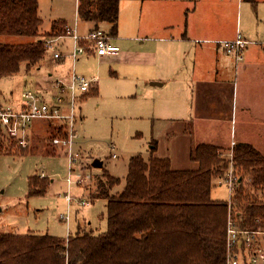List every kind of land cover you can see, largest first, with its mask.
I'll return each mask as SVG.
<instances>
[{
    "label": "rangeland",
    "instance_id": "obj_1",
    "mask_svg": "<svg viewBox=\"0 0 264 264\" xmlns=\"http://www.w3.org/2000/svg\"><path fill=\"white\" fill-rule=\"evenodd\" d=\"M77 1L39 0V13L43 19L40 34L49 32L52 22L59 18H65L71 27L78 23L79 31L85 32L87 27L78 16ZM143 1L121 0L120 36L134 37L138 24L145 30L161 25L160 12L157 9L147 10ZM217 6H222L223 12L226 10L224 18L232 19L233 26L239 22L241 8H238L236 0H180L172 7L180 8V15L176 12L174 16H180L182 27L188 22L201 33L210 29L209 32L215 35L212 38L218 39L221 31H215L210 26L214 19L217 22L221 19L219 13L215 14ZM245 15L244 9L243 24ZM171 21L178 22L173 17ZM65 35L57 36L52 42L54 48L47 52L41 65L28 71L26 63H23L19 72L0 78L1 97L4 100L19 99L23 90L39 91L42 85L56 79L69 84L70 80L66 77L69 66L54 56L58 50L65 55L72 51L71 39L62 48L68 39ZM34 39L37 38L21 35L0 38L8 43H25ZM133 41L136 42L127 40L125 44L121 43L122 49H129ZM76 63L77 74L94 79L96 88L90 90L82 101L78 98L73 162H70L68 148H60L49 142L58 133L56 125H68L61 119H35L29 128L28 148L7 146L9 142H5L0 151V233L68 237L75 234L79 226L96 234L102 233L107 229L108 198L99 195V192L103 189L115 195L123 190L131 156L141 154L148 159L150 146L156 140L159 143L158 154L169 157L173 168L196 169L198 163L190 157L194 148L191 141L195 144L207 143L220 136H215L208 126L202 127L199 132L188 130L189 133H185V127L175 121L171 128V123L160 116L165 91H149L148 82L144 80L148 77L147 70L138 75L129 65L102 64L94 57L83 55ZM95 159L101 160L104 166L95 167ZM105 169L121 179L119 185L110 188L104 175ZM31 176L48 179L45 192L30 193ZM70 177L72 183L69 182ZM67 193L73 197L71 203L67 200ZM256 194L264 199L262 190ZM229 197L228 185L216 179L212 198L227 200ZM81 200L89 201V204L82 205ZM236 210L234 208L233 212ZM68 214L69 221L61 218V215ZM256 237L264 246V233L260 232Z\"/></svg>",
    "mask_w": 264,
    "mask_h": 264
},
{
    "label": "trees",
    "instance_id": "obj_2",
    "mask_svg": "<svg viewBox=\"0 0 264 264\" xmlns=\"http://www.w3.org/2000/svg\"><path fill=\"white\" fill-rule=\"evenodd\" d=\"M80 19L109 33L119 30L121 0H78ZM43 19L39 0H0V38L21 35L37 38L25 43L0 40V78L13 75L26 63L31 70L45 58L51 38L65 35L64 19L40 34ZM1 96V90H0ZM0 128V151L5 142ZM8 144V145H9ZM7 145V146H8ZM153 140L149 158L133 155L123 190L108 198L107 229L93 233L80 226L68 237L38 233H0V264H227V227L231 214L240 229L264 231V154L247 142H235L231 211L227 200L212 198L214 181L228 179L230 148L210 143L194 146L196 169H175L169 157L156 154ZM110 188L120 178L104 170ZM47 178L31 176L30 193L46 191ZM102 186H100L101 188ZM237 208L236 212L233 209Z\"/></svg>",
    "mask_w": 264,
    "mask_h": 264
},
{
    "label": "crops",
    "instance_id": "obj_3",
    "mask_svg": "<svg viewBox=\"0 0 264 264\" xmlns=\"http://www.w3.org/2000/svg\"><path fill=\"white\" fill-rule=\"evenodd\" d=\"M236 1L238 8H241V18L234 26L232 19L224 18L226 10L223 12L222 6H217L215 14L219 13L221 19L217 22L213 18L210 25L213 30L221 31L220 38L215 39L210 29L201 33L188 22L181 26L180 16H174L176 12L180 15L181 10L172 7L180 0H144L147 10L157 9L160 12V26L145 30L138 24L134 37L128 38L122 34L120 36L119 24L117 35H112V42L120 46V53L98 56L90 51L83 56L94 57L102 64L119 67L129 65L138 75H142L144 69L147 70L148 77L144 80L148 82L149 91H165L163 113L160 116L171 123V128L175 121L185 127V133H189L188 130L199 132L202 127L208 126L215 136H220L207 143L230 148L234 141L247 142L264 154V0ZM244 9L246 21L243 24ZM172 17L178 22L171 21ZM82 22L87 30L81 33L77 23L80 34L96 28L93 22ZM100 27L109 32L110 26L101 24ZM238 32L248 42L239 63L219 44L221 40L234 39ZM66 37L68 39L62 48L68 45L69 39L73 44L72 37ZM127 40L136 42L133 41L129 49L123 50L121 43L125 44ZM60 62L69 66L66 77L70 80L72 62L68 54ZM39 65L41 63L35 66ZM57 80L48 81L39 91L55 93ZM90 80L92 90L96 86L94 79ZM88 92H79L80 101ZM59 126L56 125L55 130ZM191 144L193 147L198 143L191 141ZM189 150L191 152V147ZM156 153L161 156L158 154L159 143Z\"/></svg>",
    "mask_w": 264,
    "mask_h": 264
},
{
    "label": "built area",
    "instance_id": "obj_4",
    "mask_svg": "<svg viewBox=\"0 0 264 264\" xmlns=\"http://www.w3.org/2000/svg\"><path fill=\"white\" fill-rule=\"evenodd\" d=\"M66 35L73 39L72 51L68 54L72 62V75L69 84L62 80L56 81L57 91L55 93L47 91H34L31 89L23 90L19 99L6 101L0 96V128L4 139L14 140L12 147H29V128L35 119H61L68 123L67 126L60 124L58 133L49 139L53 145L66 147L69 151L70 162H73L72 147L77 133L74 129L76 121L77 102L79 92L86 93L90 90L91 80L84 75L76 73L75 66L80 56L94 51L98 56L114 55L121 51L119 45L112 42V35L105 29L99 27L88 31L86 34H80L77 29V23L74 27L66 26ZM57 37L48 40L49 50L53 49L52 42ZM247 40L238 32L234 39L221 40L225 50L231 53L236 62L243 59L244 48ZM55 58L64 59V55L59 50L54 54ZM229 149L231 157L228 179L224 181L230 190V197L227 199L230 205L234 194V182L237 177L234 174L233 166V146ZM114 156H116L114 154ZM44 176V175H43ZM72 183V177L69 178ZM67 200L71 203L73 197L67 193ZM80 204L88 205L89 201L81 200ZM61 218L69 221L68 215H61ZM264 231H248L240 229L234 221L232 215L228 218L227 227V264H264V246H261L256 234Z\"/></svg>",
    "mask_w": 264,
    "mask_h": 264
},
{
    "label": "water",
    "instance_id": "obj_5",
    "mask_svg": "<svg viewBox=\"0 0 264 264\" xmlns=\"http://www.w3.org/2000/svg\"><path fill=\"white\" fill-rule=\"evenodd\" d=\"M93 165L95 167H102L103 166V162L101 160H99V159H95Z\"/></svg>",
    "mask_w": 264,
    "mask_h": 264
}]
</instances>
